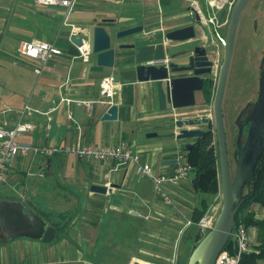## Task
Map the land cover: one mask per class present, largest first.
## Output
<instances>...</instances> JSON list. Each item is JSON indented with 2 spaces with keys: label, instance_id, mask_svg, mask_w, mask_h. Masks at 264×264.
Instances as JSON below:
<instances>
[{
  "label": "crops",
  "instance_id": "0c3cea01",
  "mask_svg": "<svg viewBox=\"0 0 264 264\" xmlns=\"http://www.w3.org/2000/svg\"><path fill=\"white\" fill-rule=\"evenodd\" d=\"M195 1L202 13L197 34L199 41L205 43L206 37L201 33L206 13L204 0ZM228 2L219 0L216 6L212 5L215 19ZM190 7L191 0H77L65 18L66 12L60 6L39 5L34 0H0V126L11 128L17 124L23 106L27 105L32 113L24 114L21 120L33 127L17 137L18 143L112 147L123 141L139 158L150 163L152 171L169 175L178 165L185 164L183 146L194 141L175 138L179 130L174 120L194 118L197 114L183 113L170 105L160 109L154 81H138L135 77L133 50L117 51L114 67L108 69L95 65L96 56L92 53L82 63L69 36L79 32L81 38L91 41L90 34L98 20L111 18L112 30L143 27L136 35L125 38L129 42H162L168 47V55H177L186 45L167 42L164 33L189 25ZM30 39L53 42L61 54L44 64L39 59H28L19 53V48ZM172 58L176 63L183 60ZM112 72L118 74L110 100V106H117L113 121L101 119L109 105L100 102L91 111L75 103H58L61 97L98 100L100 77L111 76ZM203 90L195 94H201L199 97L206 103ZM149 133L154 135L148 136ZM172 160L176 162L166 163ZM192 176L189 173L177 185L166 186L167 195L173 200L167 206L154 196L150 182L140 179L130 164L116 167L110 159L84 160L71 154L46 159L15 157L7 169L6 182L0 184V199L18 200L34 213L52 215L57 205L63 207L74 200V207L63 209L74 216L64 233L49 243L24 237L7 239L0 231V264H97L95 253L102 227L111 228L112 224L116 228L121 221L127 222L125 228H135L129 235L124 230L119 232L122 240L130 246L142 236L144 244L138 243L143 250L138 248V252L119 264H131L134 260L142 264H168V245L193 211L196 196L190 183ZM90 184L106 186L107 191L102 195L90 191ZM245 213L258 219L264 215V208L252 203ZM248 235L252 242L254 229L248 228Z\"/></svg>",
  "mask_w": 264,
  "mask_h": 264
},
{
  "label": "water",
  "instance_id": "95a60500",
  "mask_svg": "<svg viewBox=\"0 0 264 264\" xmlns=\"http://www.w3.org/2000/svg\"><path fill=\"white\" fill-rule=\"evenodd\" d=\"M248 0H234L230 13L228 15V24L225 30V38L220 40L222 53L220 65L217 70V80L214 84V94L212 95V115L214 128V141H216V155L218 158V182L220 184L219 211L213 219V225L202 236L197 230L194 236L196 243L190 250L185 264H214L218 256L231 237V230L234 225V217L238 214L239 206L243 198L241 190L245 183L255 172V165L261 158L264 149V54L262 55L263 64L259 66L260 76L257 81L258 93L255 101H249L242 109L249 107L247 119L244 124L247 127L242 136L243 124H238L236 134V148L234 168L235 174L230 178L229 157L227 154V141H225V128L223 125L224 117L222 114V97L225 92V83L228 77V67L231 64V54L233 53V42L236 37V27L239 22V14L243 11ZM194 11V8H191ZM198 13L194 14V20L201 22ZM114 19L101 18L96 27L92 29L91 50L96 56L95 65L111 69L114 67L113 61L117 51L124 49L133 50V61L137 64L135 68V77L138 81H154L155 90H157L156 100L160 109H166L170 105L172 109L183 107H193L195 105L194 94L202 91V85L206 75L211 70L212 62L208 59L206 47L195 45L192 54L187 58V62L176 63L166 61L167 58L177 57L178 55L167 56L165 45L162 42L151 44H135V41L121 45L120 39L124 36L136 35L143 27H127L123 30H112L109 26ZM108 29V30H107ZM166 41H184L191 40L194 36L193 25H185L177 29H172L164 33ZM69 39L75 46L82 45L79 32L72 33ZM113 45L111 46V43ZM180 57V56H178ZM177 57V58H178ZM165 60V61H164ZM189 71L191 74L179 75L181 72ZM176 74V75H175ZM179 75V76H177ZM113 81H118V74L111 73ZM241 109V110H242ZM116 105H109L102 113L101 119H116ZM211 118L205 115L191 117H181L174 120V126L179 130L175 136L178 140H195L206 133V130L200 128V125L208 127ZM235 123V122H234ZM154 134L149 133L148 136ZM242 137V140H241ZM192 143H186L183 150H188ZM166 162V161H165ZM172 160L169 163H175ZM90 191L103 194L107 191L106 186L89 185ZM0 231L4 233L7 239L20 237L29 238L33 241L40 240L49 243L56 233V230L49 225L45 219L35 214L18 200H0ZM131 264H142L139 261H132Z\"/></svg>",
  "mask_w": 264,
  "mask_h": 264
},
{
  "label": "rangeland",
  "instance_id": "374dc122",
  "mask_svg": "<svg viewBox=\"0 0 264 264\" xmlns=\"http://www.w3.org/2000/svg\"><path fill=\"white\" fill-rule=\"evenodd\" d=\"M229 4L224 8H221L220 11L222 13L216 17L217 23L219 24L217 33H220V36L225 38V30L228 24V15L231 10V5L234 0H229ZM232 2V3H231ZM205 14V13H204ZM239 22L236 27V37L233 42V53L231 54V64L228 67V77L225 83V92L222 97L223 107L222 114L224 117L223 125L225 128V141H227V152L229 154V168H230V178L235 174L234 161H235V135L237 134V127L232 124L235 121L236 117H239V122L246 119L248 116V110L242 111L240 110L242 107L246 106L249 101H255L256 93H258L257 81L260 76L259 66L263 64L262 55L264 54V0H248L245 4V7L242 12L239 14ZM212 24L206 22L204 27L201 28V33L205 35L206 40L205 43L199 41V45L207 48V56L208 59L212 62V67L208 75H206L205 79L208 88V93L206 97V103L202 101V98L199 97L201 94L197 95L195 98V105L193 107H184L180 108L183 113H191L197 116L205 115L211 118L210 123L208 124V128H210L211 142L214 149V154L216 155V141H214V128H213V115H212V95L214 94V84L217 80V70L220 65V57L222 53L221 43L215 36L212 30ZM128 36H124L121 39V45L128 43L126 40ZM123 40H126L122 42ZM132 41V39H131ZM130 41V42H131ZM126 50V49H124ZM123 50V51H124ZM122 51V52H123ZM179 110V111H180ZM182 113V114H183ZM200 128L207 130V126L200 125ZM245 134V132H244ZM243 134V135H244ZM216 160L218 162V158L216 155ZM216 162V164H217ZM193 175V171L191 169L190 176ZM249 188L247 184L242 188V193ZM220 184L218 189L214 193L211 194H195V203L194 206H197L198 202L201 198L205 197L207 199L206 203V211L208 210L211 213V219H213L219 209L220 195H219ZM2 193H0L1 195ZM1 197V196H0ZM1 200V199H0ZM72 200V199H71ZM70 204H65L63 207L57 205L56 211H63V209L74 207L75 201L72 200ZM109 223V222H107ZM106 223V224H107ZM112 223V221H110ZM184 223V222H183ZM127 224V222L121 221V224L117 227L113 228L112 224L109 225L111 228L104 226L102 227V234H100V238L98 239V247L96 249L97 264H119L121 261L128 260L130 255L133 252H138V248L143 250L141 245H143V237H139L137 242H132L129 246L127 243L122 240L119 232L125 231L126 234L133 232L134 226L125 228L123 225ZM141 228V227H140ZM195 226L192 225L190 228H185L180 231V233H176L173 239L171 240L172 244L168 245V249L170 251V257L168 258V264H185L186 258L190 254V250L196 244L194 242L195 235L197 230L195 231ZM140 230V229H139ZM207 230H200V236H202ZM129 235V234H128ZM253 236V235H252ZM129 237V236H128ZM147 237V236H146ZM133 238L132 236L130 239ZM148 238V237H147ZM231 238V237H230ZM252 245L256 244V236L252 237ZM138 243H142L138 246ZM250 244V247H252ZM228 252V251H227ZM226 252V253H227ZM147 256V254H146Z\"/></svg>",
  "mask_w": 264,
  "mask_h": 264
},
{
  "label": "built area",
  "instance_id": "2783aa9c",
  "mask_svg": "<svg viewBox=\"0 0 264 264\" xmlns=\"http://www.w3.org/2000/svg\"><path fill=\"white\" fill-rule=\"evenodd\" d=\"M39 5H48V6H60L65 10V18L71 9V7L77 2V0H34ZM219 0H204L203 6L206 9V13L203 16V19L206 22L212 24L213 33L217 39L222 40L223 37L220 36V33H217L219 24L215 20L212 13V5L216 6ZM230 2H228L229 4ZM232 3V2H231ZM191 6L195 9V12L198 15H201L200 7H198V2L191 0ZM64 20V19H63ZM82 45L76 46L78 57L81 62L84 63L90 58L92 52L91 50V41L81 38ZM19 53L28 59H39L42 64L46 63L49 59L57 57L60 55V49L55 47L53 42H48L45 40L40 41L39 39H30L29 42L24 41L19 48ZM165 61V60H164ZM113 78L108 75H102L100 77V82L98 84L99 99H69V97H61L58 103L63 102L65 104H78L83 106L87 111L93 109V105L96 103H103L105 105H110V100L114 94L113 91ZM23 110L19 114V119L17 124L11 128H2L0 126V184L5 183L7 180V169H9L12 160L15 157L27 156L32 157L39 156L46 159L47 157L53 155H75L78 158L84 160L88 159H110L115 163V166L122 165H132L134 172L139 176L140 179H147L153 187V194L156 198L161 199L167 206H171L173 200L167 195L166 186H174L177 183L183 181L189 176L191 169L187 164L182 166H177L172 173L169 175L155 173L152 171L150 163L142 160L139 156L132 152V150L123 142L119 141L114 146H101L98 147L93 144H74V145H63L60 147L57 146H43V145H30V143L17 142V137L20 134L31 131L33 124L21 120V117L24 114H31L32 110L28 108L27 105H24ZM211 213L205 211L203 216L198 219L197 224L193 223L190 218L185 217L183 220V229L188 226L195 225V227L200 230L211 229L213 225V219H211ZM178 231V233H180ZM231 238L233 239V253L222 252L216 256L214 264H238L240 256L244 253H251L256 251L255 248L250 247V235H248V227L244 224L243 221H238V223L231 230Z\"/></svg>",
  "mask_w": 264,
  "mask_h": 264
},
{
  "label": "trees",
  "instance_id": "16d2710c",
  "mask_svg": "<svg viewBox=\"0 0 264 264\" xmlns=\"http://www.w3.org/2000/svg\"><path fill=\"white\" fill-rule=\"evenodd\" d=\"M207 83L204 82V97L208 93ZM206 100V97H205ZM208 128V127H207ZM212 132L210 128L201 137L195 139L190 149L185 150L186 164L193 171V176L190 183L193 187L195 194L201 193L208 195L214 193L218 189V168L216 155L214 154V147L211 142ZM261 158L255 165V172L251 178L245 183L247 188L243 193L241 190V197L243 201L239 206L238 214L234 217V226L238 221H243L244 224L251 229H254L256 236V244H253L254 252L244 253L240 256L238 264H264V215L261 218L255 219L252 214L245 213L247 206L252 203L259 204L264 208V149ZM12 200V199H11ZM207 199L201 198L197 206L193 207L190 220L197 224L198 219L203 216L206 211ZM46 222L51 225L56 233L53 237L62 235L73 218V213L70 211L56 212L52 214H45L44 212L36 211ZM195 226V225H194ZM233 239L230 238L229 242L223 248V252L233 253Z\"/></svg>",
  "mask_w": 264,
  "mask_h": 264
},
{
  "label": "flooded vegetation",
  "instance_id": "af4514ba",
  "mask_svg": "<svg viewBox=\"0 0 264 264\" xmlns=\"http://www.w3.org/2000/svg\"><path fill=\"white\" fill-rule=\"evenodd\" d=\"M192 8V6L190 7V9H189V11H190V24H192L193 25V34H194V36L191 38V40H184V41H178V42H182V43H184L186 46H185V48L183 49V50H181V51H179L178 52V56H180V57H183V60L182 61H185V62H187V58L192 54L191 52H192V49H193V47L195 46V45H199V43H198V41H199V38H198V34H197V31H198V28L200 27V22H198V21H195L194 20V14H196V12H195V9H194V11L191 9ZM189 24V25H190ZM167 42H175V41H167ZM168 45V44H167ZM165 49H166V53H167V49H168V47H165ZM167 56L169 57V55L167 54ZM177 56V57H178ZM173 58L171 57L170 59L169 58H167V60L166 61H168V60H170V61H173L172 60ZM174 62V61H173ZM181 74H191L189 71H186V72H181ZM206 80L207 79H205V81L204 82H206ZM204 82H203V84H204ZM203 86V85H202ZM249 108V107H248ZM248 108H244V109H242V110H240V113L242 112V111H246V110H248ZM249 111V110H248ZM247 119V118H246ZM246 119H244V120H246ZM244 120H242L241 122H239V117L237 116L236 117V119H235V121H233L232 122V124L234 125V126H236V125H238V124H243V129H244V131H243V134H244V132H246V126H245V124L243 123L244 122ZM235 122V123H234ZM237 131H238V127H237ZM243 134H242V136H243ZM235 138H236V135H235ZM241 140H242V137H241ZM234 141H235V139H234ZM235 148H236V141H235ZM235 148H234V154H235ZM227 154H228V152H227ZM228 157H229V154H228ZM228 164H229V162H228Z\"/></svg>",
  "mask_w": 264,
  "mask_h": 264
}]
</instances>
